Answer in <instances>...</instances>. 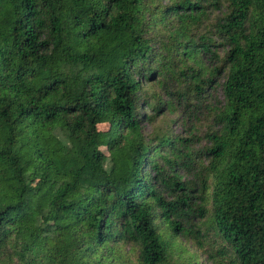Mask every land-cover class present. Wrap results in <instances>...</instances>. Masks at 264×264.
Segmentation results:
<instances>
[{"label": "trees", "instance_id": "obj_1", "mask_svg": "<svg viewBox=\"0 0 264 264\" xmlns=\"http://www.w3.org/2000/svg\"><path fill=\"white\" fill-rule=\"evenodd\" d=\"M167 115L186 136L144 134ZM210 232L264 264V0H0V264H181Z\"/></svg>", "mask_w": 264, "mask_h": 264}, {"label": "rangeland", "instance_id": "obj_2", "mask_svg": "<svg viewBox=\"0 0 264 264\" xmlns=\"http://www.w3.org/2000/svg\"><path fill=\"white\" fill-rule=\"evenodd\" d=\"M216 94L218 96V100H223V94L220 87L218 88ZM175 119L176 117L167 115L157 117L154 124H150L144 121V134L150 135L154 130H167L172 135L181 134L182 136H186V134H184V129L181 123L178 121L173 122ZM199 126L200 141H196V145L197 147L201 148V146H203L205 143V140L202 137L204 132L206 131V123H201ZM98 128L100 130H107L108 125L101 124L98 126ZM102 150H104V152L107 154L104 148H102ZM212 235L213 234L210 232V235L207 236V240H205L202 248H198L197 246H195L192 241H188L185 239L180 241L184 249L179 248L176 250V255H173L174 260L178 261L181 264L187 261H196L197 264H219L221 258L216 255L218 245L216 243H213Z\"/></svg>", "mask_w": 264, "mask_h": 264}]
</instances>
